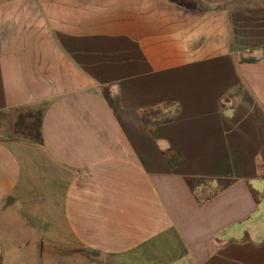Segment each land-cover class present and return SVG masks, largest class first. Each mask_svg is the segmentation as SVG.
<instances>
[{"label":"crops","instance_id":"1","mask_svg":"<svg viewBox=\"0 0 264 264\" xmlns=\"http://www.w3.org/2000/svg\"><path fill=\"white\" fill-rule=\"evenodd\" d=\"M252 1L0 0L1 264H264Z\"/></svg>","mask_w":264,"mask_h":264},{"label":"rangeland","instance_id":"2","mask_svg":"<svg viewBox=\"0 0 264 264\" xmlns=\"http://www.w3.org/2000/svg\"><path fill=\"white\" fill-rule=\"evenodd\" d=\"M258 1L260 0H255L252 2L254 3ZM151 114H154V112L148 113L146 116V120H152ZM39 116L40 109L36 107L0 113V138L30 136L31 129H35L38 124L40 118ZM11 250L12 252H16L15 245H13V247H10V251ZM16 260L22 261L24 262V264H36V259L28 257L27 255L25 258H23V260H20L19 258ZM47 260V264H58V251L54 248L50 249Z\"/></svg>","mask_w":264,"mask_h":264},{"label":"trees","instance_id":"3","mask_svg":"<svg viewBox=\"0 0 264 264\" xmlns=\"http://www.w3.org/2000/svg\"><path fill=\"white\" fill-rule=\"evenodd\" d=\"M39 125H40V121H38V124H37L35 129H33V128L31 129V131H30V136L31 137H36V138L40 137Z\"/></svg>","mask_w":264,"mask_h":264}]
</instances>
